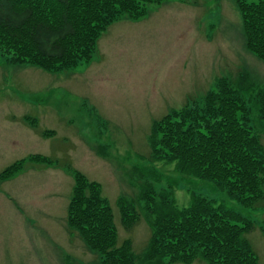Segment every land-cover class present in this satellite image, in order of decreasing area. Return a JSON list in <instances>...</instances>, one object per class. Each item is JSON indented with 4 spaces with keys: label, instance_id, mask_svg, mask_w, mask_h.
I'll return each mask as SVG.
<instances>
[{
    "label": "rangeland",
    "instance_id": "obj_1",
    "mask_svg": "<svg viewBox=\"0 0 264 264\" xmlns=\"http://www.w3.org/2000/svg\"><path fill=\"white\" fill-rule=\"evenodd\" d=\"M149 9L143 19L110 25L91 62L73 70L47 73L0 57V174L30 155L58 164L27 163L0 181V264H102L66 227L73 188L66 167L101 185L118 243L131 241L137 264L150 237L139 200L147 183L157 195L168 193L177 209L195 194L251 221L246 237L264 264V200L243 207L212 183L181 176L174 163L154 162L153 171L148 140L153 123L173 110L202 106L226 78L245 84L247 124L264 149V62L246 50L233 0H164ZM26 117L37 120L35 129ZM120 197L140 214L129 230L121 226ZM190 264L207 263L197 257Z\"/></svg>",
    "mask_w": 264,
    "mask_h": 264
},
{
    "label": "trees",
    "instance_id": "obj_2",
    "mask_svg": "<svg viewBox=\"0 0 264 264\" xmlns=\"http://www.w3.org/2000/svg\"><path fill=\"white\" fill-rule=\"evenodd\" d=\"M163 2L0 0V57L47 73L88 65L110 25L122 19H143L150 7ZM233 2L240 14L246 50L264 62V2ZM246 90L242 82L221 79L206 94L202 106L173 110L153 123L148 138L152 170L154 162L174 163L181 176L206 180L243 207L253 208L263 201L264 149L247 124L242 98ZM25 122L33 129L37 126L36 119L26 117ZM52 134L42 132V136ZM27 163L58 166L44 156L30 155L6 167L0 181L14 177ZM64 172L73 178L66 227L101 257L102 264H137L131 241L118 243L112 208L102 196L101 185L70 167ZM139 200L150 230L142 264H190L197 257L207 264H259L246 237L253 223L237 213L195 194L189 206L177 209L168 193L157 195L149 183L141 186ZM117 206L121 226L129 230L140 214L124 197L117 200Z\"/></svg>",
    "mask_w": 264,
    "mask_h": 264
}]
</instances>
